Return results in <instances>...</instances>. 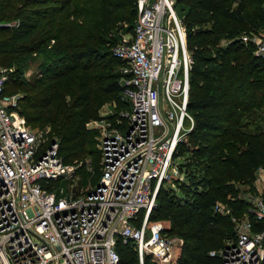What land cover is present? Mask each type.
<instances>
[{
    "label": "trees",
    "instance_id": "1",
    "mask_svg": "<svg viewBox=\"0 0 264 264\" xmlns=\"http://www.w3.org/2000/svg\"><path fill=\"white\" fill-rule=\"evenodd\" d=\"M135 3L0 0V24L17 22L0 27V67L14 68L5 93L22 92L20 114L27 125L49 128L65 164L92 158L97 169L99 150L86 124L100 118L105 97L120 92L115 44L106 39L116 23L132 20ZM177 8L193 60L188 110L194 127L187 145H179L189 154L180 166L186 181L177 184L179 193L160 188L149 220L167 222L166 233L182 239L176 264H221L209 252L234 233L230 218L213 212L215 202L233 216L247 215L253 231L264 224L239 198L241 186L253 184L264 169V60L235 38L264 27V0H177ZM33 60L40 61L37 71L26 80ZM116 250L121 264L136 261L129 244L118 242Z\"/></svg>",
    "mask_w": 264,
    "mask_h": 264
},
{
    "label": "built area",
    "instance_id": "2",
    "mask_svg": "<svg viewBox=\"0 0 264 264\" xmlns=\"http://www.w3.org/2000/svg\"><path fill=\"white\" fill-rule=\"evenodd\" d=\"M176 3L136 0L132 32L111 48L125 107L86 124L100 130V177L81 191L78 170L90 160L63 163L48 127L26 124L22 95L5 93L12 71L0 68V264H121L118 242L132 247L134 264L176 262L180 241L161 221L149 220L160 188L184 181L173 158L194 127L188 110L193 60ZM237 40L264 60L261 35ZM58 182L71 184L63 191ZM239 198L264 222V185ZM212 209L230 218L234 236L209 255L221 264H261L264 224L253 231L247 215L239 219L221 202Z\"/></svg>",
    "mask_w": 264,
    "mask_h": 264
},
{
    "label": "rangeland",
    "instance_id": "3",
    "mask_svg": "<svg viewBox=\"0 0 264 264\" xmlns=\"http://www.w3.org/2000/svg\"><path fill=\"white\" fill-rule=\"evenodd\" d=\"M176 11H177V13L179 15L178 8H177V3H176ZM133 12H134V15H133L132 20H129L128 22L116 23L114 29H111V31H109L110 37H109V39H106V41H107L106 45H110V47H111L120 38H122V37L126 36V34L132 32V30H131L132 25L135 24V21H136V18H137L136 11L134 10ZM179 17H180V15H179ZM231 26H232V24H228L227 25L228 28H231ZM244 32H246L245 34H249V33L258 34V35H261L262 38H264V27H256L255 29H251V30H248V31H246V29H245V31L238 33V35H236L235 38H238V36H240V34H242ZM227 43L228 42H227L226 39L222 40V45H227ZM39 62H40L39 60H36V61L33 60V61H29L28 62L27 69H26V71L24 73V78L26 80H30L35 75ZM0 68H3V67H0ZM10 69H11L12 72L14 71L13 67H11ZM11 73L8 75L7 79H9ZM13 91H15L16 93H19V94L22 93L19 90H13ZM124 107H125V103L123 102V100L121 99V96L119 94H116L115 96H107V97H105V100L103 101V103L101 104V106L99 108V111H98L99 112V117L102 116L103 113L116 112L117 110L123 109ZM92 125H94V123ZM28 126L31 129H37V128H34V127L30 126V125H28ZM88 130L92 134H94V139H95V142H96L92 147H94L95 149L98 150V140H99L100 130H98L96 128V126H92V128H90ZM182 145H187V142L182 143ZM179 148L180 147H178L177 153L175 154V156L173 158V163L176 164L180 168L181 164H183L186 161V157L189 156V154L180 153ZM89 160H91L90 164L83 165L80 168V170L78 171V176L77 177H78V180H79V184H77V186H78V189L80 191L83 190L86 187V185H88L89 183L92 186L98 180V178L100 177L99 165L97 164L96 165L97 169L94 170V166L95 165H93V162H92L94 159L92 160V158H90ZM179 170H181V169H179ZM184 181H186L185 175H184ZM70 184L71 183H69V184L66 183L65 184L63 182H58L56 189H62L64 191L67 188H69ZM177 184H179L178 181H170L168 184H165V185H166V187L171 188L176 193H179ZM255 185L258 186V187H262L264 185V169L263 168H260L256 172V180H255V182L253 184L241 186V189H242V191H245V190L246 191H251L250 188L254 189ZM243 216H244V214L242 213V214L238 215L237 218L242 219ZM162 223H163V225L166 228L168 227L167 226L168 225L167 222L162 221ZM174 237L178 238V240L180 241L179 245L175 248L174 253H173V255H174V257H175V259L177 261L178 257L180 256V249H181V246L183 244V241H182L181 238H179L177 236H174ZM145 264H154V263L152 262V260H150V258H146ZM174 264H176L175 261H174Z\"/></svg>",
    "mask_w": 264,
    "mask_h": 264
},
{
    "label": "water",
    "instance_id": "4",
    "mask_svg": "<svg viewBox=\"0 0 264 264\" xmlns=\"http://www.w3.org/2000/svg\"><path fill=\"white\" fill-rule=\"evenodd\" d=\"M261 264H264V255H263V258L261 260Z\"/></svg>",
    "mask_w": 264,
    "mask_h": 264
},
{
    "label": "crops",
    "instance_id": "5",
    "mask_svg": "<svg viewBox=\"0 0 264 264\" xmlns=\"http://www.w3.org/2000/svg\"><path fill=\"white\" fill-rule=\"evenodd\" d=\"M256 187H257V188H260V187H258V186H256V185H255V187H254V188H256Z\"/></svg>",
    "mask_w": 264,
    "mask_h": 264
}]
</instances>
